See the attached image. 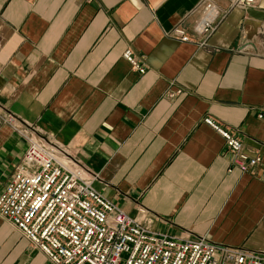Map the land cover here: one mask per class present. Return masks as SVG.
<instances>
[{
  "label": "crops",
  "instance_id": "0c3cea01",
  "mask_svg": "<svg viewBox=\"0 0 264 264\" xmlns=\"http://www.w3.org/2000/svg\"><path fill=\"white\" fill-rule=\"evenodd\" d=\"M197 1L0 0V111L66 148L154 229L264 252V25L235 8L204 46L166 36ZM207 115L263 161L229 171ZM25 146L0 124V190ZM0 264L52 263L0 217Z\"/></svg>",
  "mask_w": 264,
  "mask_h": 264
},
{
  "label": "built area",
  "instance_id": "2783aa9c",
  "mask_svg": "<svg viewBox=\"0 0 264 264\" xmlns=\"http://www.w3.org/2000/svg\"><path fill=\"white\" fill-rule=\"evenodd\" d=\"M252 4L254 0H229L224 9L216 0H198L164 34L204 46L228 12L246 10ZM193 14L188 32L183 22ZM123 57L140 73L145 71L129 50ZM203 121L224 139L232 155L229 171L236 167L249 172L263 161L262 153L244 149L239 130L209 115ZM0 124L10 126L26 141L0 190V217L52 264H264L262 251L216 243L205 235L181 236L154 229L96 190L93 183L98 174L62 145L37 134L34 126L7 111H0Z\"/></svg>",
  "mask_w": 264,
  "mask_h": 264
},
{
  "label": "water",
  "instance_id": "95a60500",
  "mask_svg": "<svg viewBox=\"0 0 264 264\" xmlns=\"http://www.w3.org/2000/svg\"><path fill=\"white\" fill-rule=\"evenodd\" d=\"M246 13L253 17L254 19H257L259 21H262L264 25V11L258 10V9H253V8H248L246 9Z\"/></svg>",
  "mask_w": 264,
  "mask_h": 264
}]
</instances>
